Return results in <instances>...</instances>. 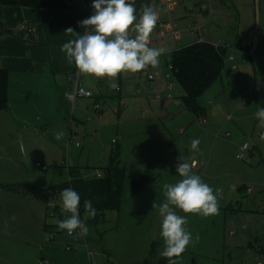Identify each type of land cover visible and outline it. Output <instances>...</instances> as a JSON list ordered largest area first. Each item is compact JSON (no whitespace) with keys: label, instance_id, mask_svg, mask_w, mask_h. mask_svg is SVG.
<instances>
[{"label":"rangeland","instance_id":"1","mask_svg":"<svg viewBox=\"0 0 264 264\" xmlns=\"http://www.w3.org/2000/svg\"><path fill=\"white\" fill-rule=\"evenodd\" d=\"M169 2L177 28L201 21L202 0ZM84 5L82 10L86 11ZM214 9L216 14L205 27L206 39L229 44L227 56H235L237 69H231L226 58L222 76L199 99L205 108L202 116L185 107L181 99L183 90L178 84L173 93L180 96L174 100L131 96L132 102L119 112L116 102L100 97L99 111L95 112V101L106 92L102 85L105 83L113 89L112 82L107 77L86 74H83V86L94 97H78L74 103L66 101L61 117L51 109L32 104L20 105L18 117L11 115L10 110L0 111V264H39L47 253L60 261L75 252V246H80L76 238L83 239L85 245L84 234L68 235L66 230H57V241H50L54 233L45 231L44 225L56 224L70 214L61 211L60 194L50 198L34 196L24 193L23 187L24 184L53 187L69 180V170L76 168L85 178H92L97 170L104 173L114 158L136 178L149 168L156 181L138 195L132 192L128 182L124 212L105 213L113 224L119 222L123 228V222L138 208L150 215L153 225H160L159 210L152 204L165 202V183L174 184L182 179L176 171L178 158L182 156L189 164L197 162L193 173L214 192L221 190L217 215L204 217L175 209L178 215L186 217L184 227L189 225L190 230L204 231L216 226L222 231L221 221L228 217L237 224L231 229L239 233L240 226L244 230L243 243L264 239V140L260 139L264 128L259 126L256 116L258 107H264V0H215ZM129 34L136 35L132 31ZM152 36H156L155 29ZM196 41L195 35L182 34L149 46L163 49L162 53L168 56L173 50ZM239 42L246 43L250 49L251 57L248 55L246 60ZM127 76L125 72L122 75L123 92L133 94ZM117 78L115 89L119 86ZM142 110L146 116H142ZM167 124H170L168 129ZM181 128H185L184 133ZM60 131L66 135L57 140L55 134ZM195 139L200 143L199 151L194 152L191 142ZM245 143L248 148L242 151ZM80 218L88 227V238L97 240L100 235L89 217L82 214ZM45 239L48 243L44 244ZM256 253L264 263V255ZM223 256L228 260L229 256L219 255L228 264ZM233 258L236 264H257L256 258L247 257L244 249Z\"/></svg>","mask_w":264,"mask_h":264},{"label":"crops","instance_id":"2","mask_svg":"<svg viewBox=\"0 0 264 264\" xmlns=\"http://www.w3.org/2000/svg\"><path fill=\"white\" fill-rule=\"evenodd\" d=\"M86 3L80 0L77 9L61 10L4 6L0 2V22L4 23L0 34V68L9 71V102L6 110H10L11 115L18 117L20 105L32 104L37 108L51 109L61 117L62 107L65 109L66 101L69 100L67 97L71 86L69 74L75 69L74 63L67 62L61 47L76 38L75 34L65 32L67 28L71 27L80 35L86 32L87 28L80 23L91 16L87 10H82ZM158 6L161 9L164 7V5L160 7V3ZM24 22L35 26L36 30L34 32L22 30L20 25ZM239 48L245 53L244 60L248 55L251 57L246 43L241 42ZM117 82L118 89H111L104 83L102 86L106 92L103 91L102 96L116 102L118 111L122 112L132 102L131 96L134 95L123 92L124 80L121 73ZM124 95L129 97L126 98ZM169 125H165L167 129ZM123 204L119 209L120 214L124 212ZM135 210L142 215L136 214L135 211L131 213L123 222V228L119 227L121 226L119 222L113 224V221L107 220L106 215L98 221L89 217L97 229V235H100L97 240L84 234L83 237L87 241L85 245L83 239L76 238V242L81 243L80 246L74 245L75 252L65 256L64 260L57 261L50 253L43 259L50 264H167V258L159 255L164 249L161 224L153 225L154 220L150 215H145L142 213L143 210L138 208ZM122 217L120 215V220ZM222 224V231L216 226L204 231L190 230L189 225H186L185 229L192 234L193 239L199 235V241L186 247L178 258V264H225L219 259V255L226 253L230 258L228 260L223 256L226 263L236 264L233 257L243 249L247 257H255L256 263H263L256 256V252L264 255L262 245L264 239L261 241L256 239L254 243L247 240L243 243L244 230L240 226L239 233L231 229V226L237 225L235 219L225 217L219 225ZM45 231L54 233V236L49 238L50 241L52 239L57 241L56 232L46 229ZM75 234L81 236L79 230ZM245 235L252 237L250 233ZM43 243L48 241L45 239Z\"/></svg>","mask_w":264,"mask_h":264},{"label":"clouds","instance_id":"3","mask_svg":"<svg viewBox=\"0 0 264 264\" xmlns=\"http://www.w3.org/2000/svg\"><path fill=\"white\" fill-rule=\"evenodd\" d=\"M92 8L94 13L80 22L81 26L88 29L83 35L74 32L71 27L65 30L76 36L61 47L69 64L74 63L82 74L109 78L113 88L117 87L115 79L122 72L136 73L149 66H158L163 49L149 46L150 34L159 19L154 6H142L139 17L136 14L135 0H93ZM130 31L136 35L130 37ZM256 116L259 126L264 128V107H258ZM65 135L63 131L57 132L55 139L61 140ZM260 139L264 140V133H261ZM199 143V139L191 142L194 152L199 151ZM178 161L176 171L182 179L174 184L165 183V202L152 204L153 208H158L162 218L164 249L159 255L167 258V264H178V258L186 247L199 241V235L193 239L192 234L185 229L186 217L178 215L175 209L204 217L214 216L219 212L218 196L221 190L215 189L214 192L199 175L194 174V164L185 162L182 156ZM60 198L61 211L70 215L56 222L57 229L66 230L68 235H73L77 230L81 234H87L85 220L80 218L78 192L72 188H64L60 192ZM84 210L86 218H95L97 215L91 200L84 201Z\"/></svg>","mask_w":264,"mask_h":264},{"label":"trees","instance_id":"4","mask_svg":"<svg viewBox=\"0 0 264 264\" xmlns=\"http://www.w3.org/2000/svg\"><path fill=\"white\" fill-rule=\"evenodd\" d=\"M80 0H0L4 6H21L40 9L73 10L78 8ZM89 3L91 0H84ZM93 1V0H92ZM131 2V0H129ZM147 0H135L136 14L139 17L142 6ZM241 42H239L240 44ZM227 47L216 48L211 42H195L179 47L172 52V62L178 84L183 90L182 101L185 107L196 115H203L205 108L199 99L222 76L226 68ZM98 96L96 102H100ZM104 98V97H103ZM9 102V71L0 68V111L8 107ZM69 180L48 188H37L24 184L23 191L34 196L56 197L64 188H72L80 196V216L85 214L84 201L91 200L97 215L92 218L98 221L109 210H119L122 207L126 185L129 182L131 190L137 194L146 186L156 181L154 173L147 168L136 178L121 166L118 159H113L104 168L100 176L85 178L78 168L69 170ZM45 229L57 232V224H45Z\"/></svg>","mask_w":264,"mask_h":264},{"label":"built area","instance_id":"5","mask_svg":"<svg viewBox=\"0 0 264 264\" xmlns=\"http://www.w3.org/2000/svg\"><path fill=\"white\" fill-rule=\"evenodd\" d=\"M93 1L86 3L84 8L92 14L94 9L92 8ZM163 3V9L159 8L158 4ZM215 0H202L200 4L201 11V21L195 22L194 24H188L184 28H177L178 24L175 20L172 19L173 11L172 6L169 0H147L144 5H152L155 7L159 19L157 21V26L154 28L156 31V36H152L150 34V42L149 45H152L156 42H165L168 39H172L173 37H179L182 34H191L195 35L197 38L196 42H207L205 36L206 24L211 20V18L216 14L214 9ZM165 14L166 16L161 18V15ZM22 30L28 32H34L36 30L35 26L29 25L27 22H24L20 25ZM88 30V29H87ZM86 30V31H87ZM153 32V31H152ZM216 48L219 47H227L230 48L229 44H221L220 42L213 43ZM230 62L231 69H237V64L235 63V56L229 55L226 57ZM124 72L121 73L123 75ZM127 73V80L129 83V87L132 89V93L134 96L143 95L147 99H165V100H174L179 95H174V87L178 84L176 75H175V67L172 62V52L167 55L164 53L159 57V64L157 67L153 68L149 66L143 71L131 73ZM69 78L71 81L72 91L67 94L69 100L73 103L76 101L78 97L85 98H93V93L86 89L83 86V74L79 72V70L75 67V69L69 74ZM179 85V84H178ZM183 95V94H182ZM181 95V99H182ZM179 104L180 102L177 101ZM100 103L96 102L93 105V109L95 112L99 111ZM142 116H146L145 111H142ZM91 116L90 118H92ZM205 118L201 119L204 121L203 124H206ZM181 132L184 133L185 129L181 128ZM77 145H79L77 143ZM248 148V143H245L241 146L242 151H246ZM194 166L197 167V162L193 161ZM97 176H100L101 173L99 170L96 172ZM251 190V188H249ZM78 231V230H77ZM77 231L75 233H77ZM74 233V234H75ZM73 234V235H74ZM54 238V237H53ZM264 247V242L262 243ZM39 264H50L45 259H41ZM263 264V263H257Z\"/></svg>","mask_w":264,"mask_h":264},{"label":"water","instance_id":"6","mask_svg":"<svg viewBox=\"0 0 264 264\" xmlns=\"http://www.w3.org/2000/svg\"><path fill=\"white\" fill-rule=\"evenodd\" d=\"M190 11L192 12V8L190 9ZM3 28H4V23L0 22V34H2Z\"/></svg>","mask_w":264,"mask_h":264}]
</instances>
